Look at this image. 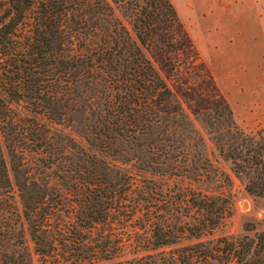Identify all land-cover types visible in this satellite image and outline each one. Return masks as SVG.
Segmentation results:
<instances>
[{"label": "trees", "instance_id": "trees-1", "mask_svg": "<svg viewBox=\"0 0 264 264\" xmlns=\"http://www.w3.org/2000/svg\"><path fill=\"white\" fill-rule=\"evenodd\" d=\"M133 4L132 34L109 0H0V128L19 201L0 146V264H32L26 230L38 255L70 264H121L128 246L154 250L183 234L195 241L176 246L165 264H264V231L201 239L230 214L227 195L191 186L147 187L99 153L149 161L168 175L177 174V166L197 175L217 173L208 157L191 152L198 141L173 127L176 113L189 115L167 103L171 79L198 51L171 0ZM220 97L227 121L216 113L217 122H207L211 138L244 189L264 198V126L245 131ZM12 101L58 122L70 120L89 148L59 140L36 117L22 122ZM217 123L225 130L219 132ZM15 139L41 153L43 169L28 168ZM176 148L179 154L172 155ZM45 168L57 185L40 176ZM136 217L145 234H120L118 224Z\"/></svg>", "mask_w": 264, "mask_h": 264}, {"label": "rangeland", "instance_id": "rangeland-1", "mask_svg": "<svg viewBox=\"0 0 264 264\" xmlns=\"http://www.w3.org/2000/svg\"><path fill=\"white\" fill-rule=\"evenodd\" d=\"M109 1L113 6L114 14L133 34L128 20L132 15V8L135 7L133 2L136 1L141 3L142 0H130L128 2L117 3L112 0ZM171 1L174 3L180 20L183 22L191 41L198 51L197 56L193 58V63L189 65L182 75L178 78L171 79L170 81L172 97L167 102L169 107L172 111L182 108V112L189 115L188 119H186V117L182 118L178 113H176V115L174 114L175 116L173 118L176 120L177 125H173V127H176V130L182 134V137L187 135L190 140L198 141L197 145L192 147L191 152H195L197 155L198 151H200L204 156L208 157L213 163V170H216L217 173L216 175H213V172H210V174L207 175L205 174V171H203L200 175H197L192 169L188 170L187 167L177 166L175 167L174 172L179 175H168L165 174V172H167L165 171V167H159L158 164L151 163L149 161H144L142 159H130L124 161V159H122L120 155L116 154V152L114 153L111 151L101 150L99 153L104 155L113 165L116 164L115 166L126 169L134 178H136L137 183H143L147 187L161 184H163V189H165L166 186H170L171 188H175L177 186H191L193 188H201L204 191L223 193L227 195L231 199L232 203L230 214L220 224L214 227L210 233L203 234L201 239L211 240L222 235L238 236L243 233H249L252 235L255 231H264V198L249 194L244 189L242 181L233 174L230 168V163L219 154L218 149L211 138L212 128H210L207 123L208 121L217 122L216 118H214L216 113H221L220 121L226 120L227 112L224 109L223 104L219 103L222 100L220 94L230 106L228 95L222 91L218 85V81L214 79L213 67L215 63V48L211 45L199 44L201 43L198 37L201 33L200 27L203 28L206 23L205 20L207 16L205 17V15L209 10H211L213 0H194V2L191 3L189 0ZM208 16V18H211V15ZM211 24L212 23L210 21L209 25ZM181 54L183 55V52H181ZM201 61L203 63H201ZM206 70L210 71L212 78L206 74ZM11 104L16 110V114L21 116L22 122H26L27 120L25 119L36 117L40 123H43L45 126L50 128V131L53 132L55 137L59 140L72 144L74 143L83 147L88 146L83 133L79 130V128L72 124L70 120L65 119L64 121L58 122L47 118L43 114H36L29 110L22 101L19 103L12 101ZM208 106H211V108ZM250 108L253 114L258 113L259 115V113H261L258 110L256 102L252 103ZM214 109H217V111L215 112ZM171 114L169 112V118ZM170 120L167 122L168 125L171 124ZM185 120L188 122L190 121V126L184 124V122H186ZM236 124L247 132L255 131V129L259 127L255 124L243 125L239 121H236ZM184 126L186 127L185 129H183ZM216 126H219V132L225 130V128L221 127V124L217 123ZM173 135L176 138L181 137V135L179 137V134L177 133ZM186 139L188 138H185V140ZM22 141L15 139V149L19 153H22V156L25 158V163L29 166L28 168L37 173L38 170L43 169V167L39 165L41 153L28 147L26 145V141ZM130 145L133 146L134 143H130ZM0 146L9 177L13 184V193L19 204L17 190L14 184V175L10 155L11 151L2 134L1 128ZM91 150L93 151L94 148H91ZM178 150V148L174 149L172 155L179 154ZM64 152L68 153L66 149ZM45 174L47 175L46 179L49 181V184L57 185V179L53 173H51L50 168H45V172L40 173V176H45ZM225 176L230 177V181L224 180L223 178ZM140 222V219L136 217L131 219L127 225L118 224L119 233H123L126 238L130 237L135 239L142 237L145 234L144 230L137 227ZM25 241L31 253L32 264H70L69 262L53 261L51 257L38 255L33 249V243L27 230L25 231ZM193 241H195L194 237L183 234L180 236L177 243L158 247L154 250H136L135 248H130L128 246L124 249V252L120 257L123 259L121 264H165L166 262L164 261L170 259V256L176 246ZM114 260L116 259H102L98 262V264H114L111 263Z\"/></svg>", "mask_w": 264, "mask_h": 264}, {"label": "crops", "instance_id": "crops-1", "mask_svg": "<svg viewBox=\"0 0 264 264\" xmlns=\"http://www.w3.org/2000/svg\"><path fill=\"white\" fill-rule=\"evenodd\" d=\"M206 16L199 44L215 48L214 79L236 121L264 126V0H213ZM254 102L259 115L250 108Z\"/></svg>", "mask_w": 264, "mask_h": 264}]
</instances>
